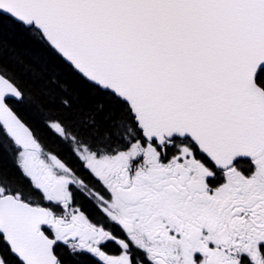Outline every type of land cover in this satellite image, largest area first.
I'll return each instance as SVG.
<instances>
[{
  "label": "snow or ice",
  "instance_id": "1",
  "mask_svg": "<svg viewBox=\"0 0 264 264\" xmlns=\"http://www.w3.org/2000/svg\"><path fill=\"white\" fill-rule=\"evenodd\" d=\"M0 264H264V0H0Z\"/></svg>",
  "mask_w": 264,
  "mask_h": 264
},
{
  "label": "trees",
  "instance_id": "2",
  "mask_svg": "<svg viewBox=\"0 0 264 264\" xmlns=\"http://www.w3.org/2000/svg\"><path fill=\"white\" fill-rule=\"evenodd\" d=\"M20 54L23 56L25 63H30L32 61L33 53L21 48ZM5 63L7 64L9 71L14 74L22 83L25 85L31 83L30 74L25 70L24 65L17 64L15 60H11L7 56H5ZM36 123L38 124V121ZM41 134L45 133L42 131ZM4 163L6 165L9 164L7 156L4 158Z\"/></svg>",
  "mask_w": 264,
  "mask_h": 264
}]
</instances>
